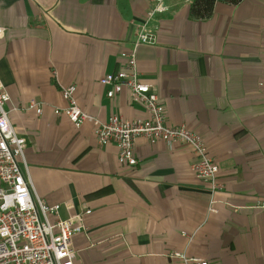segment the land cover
I'll return each mask as SVG.
<instances>
[{
  "label": "crops",
  "instance_id": "crops-1",
  "mask_svg": "<svg viewBox=\"0 0 264 264\" xmlns=\"http://www.w3.org/2000/svg\"><path fill=\"white\" fill-rule=\"evenodd\" d=\"M194 0H162L148 21L153 43L136 49L169 126L203 140L218 166L211 191L195 178L191 149L139 140L134 167L119 166L113 144L79 128L56 81L75 86L76 105L100 121L146 119L124 90L112 99L100 78L121 69L155 0H0V85L20 164L34 198L59 205V218L86 211L73 236L76 264H264V0L216 2L204 19ZM36 101L42 113L26 109Z\"/></svg>",
  "mask_w": 264,
  "mask_h": 264
},
{
  "label": "built area",
  "instance_id": "built-area-1",
  "mask_svg": "<svg viewBox=\"0 0 264 264\" xmlns=\"http://www.w3.org/2000/svg\"><path fill=\"white\" fill-rule=\"evenodd\" d=\"M162 0H155V7L149 10L143 24L139 25L132 49L120 53L124 64L121 69L100 78L99 84L105 88L106 98L112 99L128 92L131 105L142 107L146 119L126 120L116 116L100 121L84 113L75 103V86H62L56 81L59 92L68 105L55 109V115H64L79 128L84 122L92 123L97 145L113 144L119 166L134 167V146L142 140L153 145L177 143L187 146L195 156L191 171L195 178L207 182L211 191L221 187L217 182V164L210 158L207 148L199 135L185 126H169L166 112L153 88L141 81L137 69L136 49L153 43L148 21L162 12ZM6 28L0 26V38ZM10 96L0 85V264H76L71 248L73 236L84 231L83 219L90 212L75 214L69 218H59V205L47 206L39 198H34L29 182L24 178L20 164L24 161L27 142L16 134L5 106ZM26 109L42 113L39 103L31 100ZM183 264H208L201 259L175 255Z\"/></svg>",
  "mask_w": 264,
  "mask_h": 264
},
{
  "label": "trees",
  "instance_id": "trees-1",
  "mask_svg": "<svg viewBox=\"0 0 264 264\" xmlns=\"http://www.w3.org/2000/svg\"><path fill=\"white\" fill-rule=\"evenodd\" d=\"M242 1L243 0H194L190 11L195 18L204 19L212 14L216 2L237 5Z\"/></svg>",
  "mask_w": 264,
  "mask_h": 264
}]
</instances>
